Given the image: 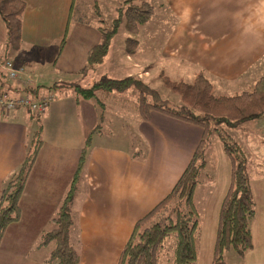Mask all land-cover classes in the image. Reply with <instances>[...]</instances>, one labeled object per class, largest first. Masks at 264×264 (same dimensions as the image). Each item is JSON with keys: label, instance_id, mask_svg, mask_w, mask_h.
I'll return each mask as SVG.
<instances>
[{"label": "crops", "instance_id": "crops-1", "mask_svg": "<svg viewBox=\"0 0 264 264\" xmlns=\"http://www.w3.org/2000/svg\"><path fill=\"white\" fill-rule=\"evenodd\" d=\"M23 1L26 6L21 17L19 49L6 47V27L0 18V58L23 65L24 77L31 85H40L39 77L45 76L44 71L50 67L59 74L56 81L79 79L78 71L87 65L90 49L102 39L96 10L106 22L108 17H114L113 11L116 14L117 2L111 5L110 0H79V11L85 5L90 17L73 20L78 0ZM149 1H155L152 5L159 16L156 35L161 40L156 41V54L166 58L162 62H171L169 69L189 73L191 79L201 71L210 79L216 95L242 92L264 73V0ZM149 20L131 34L146 54L154 47L153 38H143L142 34ZM116 35L101 65L107 62ZM62 38L65 43L60 50ZM124 48V43L119 44L115 58L122 59L119 54ZM127 60L126 75H131L130 70L137 67L134 64L141 63ZM46 91L49 90H39L40 94ZM56 91L39 116L42 143L19 200V219L10 223L3 234L0 264H56L48 262L53 242L40 245L39 239L53 227L51 219L69 190L86 137L95 131L100 118L92 99L76 98L70 89ZM262 119L264 116L255 120ZM35 128L30 111L25 108L0 111V190L8 175L23 162L28 138ZM253 129L257 130V126ZM135 132L144 144L142 152L131 151L121 140L119 144L103 143L101 134L99 139L93 134L86 147L71 205L70 240L78 252V264H117L135 222L170 193L202 136L200 126L159 111H151L147 120L138 116ZM262 135L264 132L252 135L246 145L237 141L252 167L253 246L242 257L227 253L226 264H264ZM219 146L215 149L210 190L203 194L205 190L199 189L198 182L193 193L200 222L198 256L193 264H212L219 209L231 172L230 160L222 144ZM210 147L205 159L213 153ZM159 264L171 263L164 259Z\"/></svg>", "mask_w": 264, "mask_h": 264}, {"label": "trees", "instance_id": "trees-1", "mask_svg": "<svg viewBox=\"0 0 264 264\" xmlns=\"http://www.w3.org/2000/svg\"><path fill=\"white\" fill-rule=\"evenodd\" d=\"M25 6L23 0H0V18L7 32L6 47L13 50L20 47L21 17ZM115 11L116 15L110 25H105V21L96 10L98 20L102 24L99 27L102 39L90 49L87 65L78 71L79 79L103 63L111 40L117 34L123 21L126 30L136 34L139 27L151 18L155 7L149 0H122L121 5L117 6ZM129 41H136V39L127 36L125 45ZM64 43L65 38H62L60 50ZM0 59L11 60L10 58ZM161 76L166 86L178 94L179 103L162 98L156 89L149 87L133 75L113 78L102 74L87 88L77 83L80 80H59L53 82L49 89L71 88L76 98L92 99L96 105L102 106L103 103L96 91L100 93L101 98L106 99L114 92H124L129 88H134L138 92L134 109L142 120H147L151 111H159L202 128L201 139L188 165L170 193L150 212L135 222L131 235L120 252L117 264H159L164 259L171 264L196 262L200 222L193 205V193L206 166V149L210 145L212 134L216 133L223 151L230 160L231 172L229 185L219 209L212 264H226L227 253L242 257L252 249L250 223L255 213V202L250 186L246 153L233 137L222 134L219 126L237 128L246 121L264 116V73L248 89L233 95L214 94L210 79L201 71L197 72L190 82L182 78L172 80L163 72L160 73ZM5 77L0 74V92H8L6 89L10 88L19 93H28L33 97H38L41 95L39 90L44 87L29 84L13 88L11 87L13 84L9 83ZM39 116L30 111V117L36 128L28 138L25 158L2 183L0 243L6 227L17 221L20 216L19 200L38 148L42 143ZM89 142L90 135L86 137V147ZM86 147L80 155L69 190L51 219L53 227L43 232L39 239L40 245L51 242L54 244L49 254L48 262L50 263H79L78 252L70 240L73 226L71 205L74 198L75 181L85 161ZM171 236L174 239V246L171 252H167L165 251L166 240Z\"/></svg>", "mask_w": 264, "mask_h": 264}, {"label": "rangeland", "instance_id": "rangeland-1", "mask_svg": "<svg viewBox=\"0 0 264 264\" xmlns=\"http://www.w3.org/2000/svg\"><path fill=\"white\" fill-rule=\"evenodd\" d=\"M113 2H117V6H120L122 3V0H110V4L113 5ZM155 1H153L152 4H154ZM80 6L79 0L76 2V7L74 8L72 19H80V18H87L90 17V14L88 12V8L83 5L82 12L79 11L78 7ZM114 14V11L112 12ZM105 16L106 12H105ZM112 17V19L110 18ZM108 17V21L105 22V25H110L111 21L113 20V16ZM158 13L157 11H154L153 16H151V20H149V23L147 24L146 28L142 31L143 38H153L154 40V47L153 50L147 51L144 53L141 51L140 48H138L136 41H129L125 45L124 38L126 35H131L132 33L127 31L124 25V21L121 23L120 28L118 30L119 33H117L114 42L113 47L111 48V52L108 55V60L105 62V64L90 70L88 74L81 76V79L74 78L72 80H80L77 81V83L81 84L84 87H90L93 81L97 80L100 75L107 74L109 77L113 78H122L126 76V68L128 67V60H134L133 62H140L141 65L138 63V65L134 64V66H137L136 69L130 70V72H133V76H136L140 78L145 84H147L149 87L156 89L162 98L168 99L173 103H179V96L176 92L171 90L163 81L162 76L160 77V73L163 72L166 76H168L172 80H177L179 78H184L185 81L190 82L192 79L189 77V73H184L182 71H173L171 68H168V64L171 62H162L165 61L166 58H162V55L156 54V41L158 40V36L156 35V32L158 31ZM93 18V17H92ZM107 18V17H106ZM154 32V33H153ZM135 38L134 35H131ZM162 38V37H161ZM151 40V39H150ZM124 43V53L121 52L119 55L122 57V59L115 58L118 56V46L119 44ZM60 45V43H59ZM129 51V52H128ZM138 51V52H137ZM152 56V58L150 57ZM158 56V58H157ZM127 57V58H126ZM159 60H157V59ZM136 60V61H135ZM159 61V62H158ZM158 62V65L156 63ZM14 63V62H13ZM14 65H16L14 63ZM17 67H22L23 65H16ZM167 68V69H165ZM25 70V69H24ZM54 68L50 67L44 71L46 74L45 76L39 77L38 82L40 85L44 86L43 88L48 89L50 93L49 86L52 85L53 82L56 81L57 73L53 72ZM88 71V70H87ZM143 75V77H142ZM142 77V78H141ZM190 78V79H189ZM26 79V78H25ZM70 81V80H68ZM23 85H29L33 84L32 82H27L24 80L22 82ZM23 87V86H22ZM70 89L71 88H65ZM52 91H58V89H51ZM56 91V92H57ZM217 92V91H216ZM96 94L98 98L102 101V106L96 105L97 108L100 111V118L98 119L97 126L95 127V131L90 134L92 140L93 134H96L95 139H99L100 134L101 141L103 143H120V140L123 141V144L130 149L133 152H142L144 149V144L139 139V136L135 132V120L138 117V114L135 111V103L138 97V92L134 88H129L128 90L124 92H114L111 94L110 97L103 99L100 97V93L96 91ZM218 94V93H217ZM254 126H257V130H254ZM219 130L222 134H227L233 137L236 141L242 142L244 145L249 144V139L252 137V135H261L262 132H264V119L262 120H250L242 123L237 128H228L225 126H219ZM253 134H252V133ZM264 136V135H262ZM220 145V140L218 139V136L216 133H213L210 139V149H212L213 153L210 157V154L208 153V157L206 158L207 165L205 166L201 176L199 177L200 182V188L201 191L205 190V192L202 191L203 194H207L210 190V186L213 184L212 177L214 176V158H215V149L217 145ZM251 166L248 162V170L249 174H251ZM171 204H169L170 206ZM174 246V239L173 237H169L166 240L165 248L167 252H171Z\"/></svg>", "mask_w": 264, "mask_h": 264}, {"label": "built area", "instance_id": "built-area-1", "mask_svg": "<svg viewBox=\"0 0 264 264\" xmlns=\"http://www.w3.org/2000/svg\"><path fill=\"white\" fill-rule=\"evenodd\" d=\"M0 74L5 75L6 80L14 87L24 86L22 82L28 79L24 77V68L17 67L9 59H0ZM53 98V93H44L38 97H33L28 93L0 92V111H11L16 108H25L35 115H41L46 110Z\"/></svg>", "mask_w": 264, "mask_h": 264}]
</instances>
